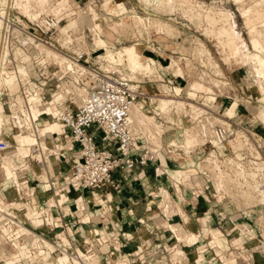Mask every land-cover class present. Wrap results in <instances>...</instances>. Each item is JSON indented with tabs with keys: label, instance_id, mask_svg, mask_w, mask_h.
<instances>
[{
	"label": "built area",
	"instance_id": "obj_1",
	"mask_svg": "<svg viewBox=\"0 0 264 264\" xmlns=\"http://www.w3.org/2000/svg\"><path fill=\"white\" fill-rule=\"evenodd\" d=\"M90 7L96 10L98 15L95 20L99 24L102 20L112 22V19L117 17L108 11L109 7H117L115 0H107V3L104 0H86L84 3L73 1V3L65 4L58 12H41L32 18L20 13L12 5H8L4 14L0 15L4 23L0 66L5 70L13 71L18 68V65H23L26 69V75L18 77L17 90L14 93H11L4 85L0 86V103L4 118L0 128V162L1 153L13 146L15 135L26 132L37 133V124H41V117L55 120L61 127L59 133H50V135L48 132L45 135L37 133L36 141L29 145V153L22 157L16 156L15 159L11 158L14 162L13 175L5 178L4 184L0 186V226L7 228L9 233L12 230L19 231L20 227H24L25 230V232H19V237L15 240L24 247L27 254L18 257L15 263L21 260L30 264L37 263L47 252L52 255L55 252L58 254L68 252L70 256L79 258L80 255L89 258L97 256L92 249L94 239H83V243L88 247L79 252L70 241L64 242L60 236L56 235L55 241H52L54 245L50 248L46 246L50 241L49 238L38 229L44 227L53 231L65 228L66 237L69 238L72 232L64 222L63 208L72 190L86 189L97 192L106 188L117 189L118 184L113 178L116 170L129 172L136 164L144 166L148 161L154 160L157 153L162 150L161 147L150 151L145 146L144 150L137 154L140 145L145 144L146 140L140 132L134 133L128 129V113L132 104L136 102H140L142 108L146 107L148 112H152L151 101H147L149 95L142 87L144 83L171 84L172 81L168 78L164 80L163 77L153 79L143 73H137L136 77H131L119 64H110L107 67L97 64L95 58L99 54H95L94 59L91 55L104 49L95 47L92 37L90 38L93 48L87 49L84 32L86 30L90 32V28L83 27L80 23L82 17L88 15L90 23L93 24ZM69 19L74 21V25L63 30ZM130 32L134 37L129 40L135 39L134 43L142 41L144 49L151 50L155 55L169 53L165 68L172 54L175 56L178 54L177 57L184 60L188 57L191 63L188 64L185 60L184 68L194 70L198 66L207 71V67H210L209 64L204 63L207 53L198 51V47L201 46L195 38L190 39L194 50L187 54L166 47L165 42L171 37L163 41L157 40L156 37L144 39L139 33ZM118 42L116 39L114 44ZM79 45L84 46L85 50L78 49ZM4 47L8 48L7 52H2ZM24 55L26 57L23 58ZM202 69L200 70L203 71ZM206 71H203L205 76H207ZM179 77L184 79L183 75ZM60 89L64 90V96L59 100H53V94ZM79 89L83 92L81 97L78 96ZM17 95L20 96V102L16 100ZM33 96H37L35 101L30 99ZM32 106L38 109L36 116L32 114ZM47 107H50V110L46 111ZM156 116L161 124H165L168 120L160 113ZM239 128L249 133L247 124L233 123V129L229 130L222 119L216 121L212 128L216 142H210L207 153L216 152V155L223 159L224 154L218 151L216 144L228 145L227 138ZM164 133H166L165 130L162 134ZM43 141L46 144L43 145ZM61 141L67 145L65 149L61 145L57 146ZM243 143L248 145V142L243 141ZM74 147H78V154L72 159L68 174L59 183L58 176L55 175L60 167L59 162L61 158H66L67 151H72ZM57 148L60 151L55 153ZM247 149L248 146H242L239 149L241 155L236 158L234 151H231L230 156L234 158V164L231 165L233 168H236V164L242 165L245 169L252 168L256 162L264 165V157L256 158L252 154L243 162L242 153L248 151ZM49 160L52 161L55 170L49 174L48 179L43 180L35 172L38 173L47 168ZM31 161L34 164L33 177L36 184L27 175L32 166ZM197 169L201 175L210 180V177L198 166ZM190 175L192 173H189L188 181ZM181 185L184 186L182 182ZM205 185L204 181H199L190 188L193 189L194 194L204 198ZM42 186H45L49 192L46 199L38 190ZM63 195H65L63 201L59 202L58 196ZM225 196L223 194L219 201ZM14 201H20L23 204L16 206ZM29 214L38 219L37 224L28 216ZM96 241L101 244L106 240L97 239ZM35 242L37 246L34 245ZM213 247L214 244L209 246L213 250V258L218 262L212 261L208 264H226L228 261H225L227 258L225 253L215 251ZM228 247L231 250L240 251L243 243L240 242V245L234 246L231 240ZM204 250L205 248L199 252L202 253ZM202 259L203 257L199 256L196 259L197 264H200Z\"/></svg>",
	"mask_w": 264,
	"mask_h": 264
},
{
	"label": "crops",
	"instance_id": "obj_2",
	"mask_svg": "<svg viewBox=\"0 0 264 264\" xmlns=\"http://www.w3.org/2000/svg\"><path fill=\"white\" fill-rule=\"evenodd\" d=\"M73 1L86 2V0ZM121 1L126 6L125 0ZM110 22L101 21L104 28L111 33V41L115 43L116 39H127L124 32L113 33ZM188 35L186 39L191 37V34ZM179 38L180 36L169 38L166 47L179 51V48L184 47L187 49V54L191 53L194 49L190 41H188L189 45L185 46L186 39L179 41ZM135 44L142 46L141 52L145 57L155 60L157 70L160 69L159 67L162 68L161 75L158 74L159 78L163 77L164 80L168 78L172 81L171 84L157 83L168 85L172 89L174 86L181 85L183 81L187 83V77L183 75L184 79H182L179 75H175L174 69L170 73L171 69L167 70L164 67L169 53H157L155 55L151 50L144 49L142 41H137ZM249 45L248 49L252 48L250 41ZM78 49L85 50V47L79 45ZM218 49L220 53L223 51ZM192 61L194 62V60ZM209 65L206 77L219 78L220 83L214 87L215 90H219L221 86L226 91L225 94L214 92L216 94L215 100L209 106V111L222 119L229 130L233 129V123L247 124L249 133L245 129L241 130L249 135L251 143L248 146V151L243 153L249 157L252 149L255 148L257 155L253 154L254 157H264V111H261V108H264L263 86H261L263 84H260L248 65H239L236 67L237 69H230L232 65H225L226 69H230L226 71L227 75L217 70V63H209ZM148 88L150 85H147V89H143L150 96L151 94L147 91ZM234 98L238 101L235 114L227 117L223 115L224 109L232 104ZM154 113L156 118V114L159 112ZM169 123L173 124L168 125ZM163 127L166 131L162 134L163 138L168 136V140L183 138L189 129L176 125L170 119L163 124ZM210 142L209 139L205 142L190 143L185 149L187 155L184 158L185 161H178L172 154H169V152H176L175 145L167 147L168 145L164 146L165 142H163L162 150L157 153L154 160L148 161L146 165L136 164L129 172L116 170L113 173V178L118 184L117 189L106 188L97 192L86 189L72 190L68 194L67 202L70 212L63 218L72 232V235L69 236L70 242L79 252H82L88 247L87 244L83 243V239H90L88 234L92 232V237L95 236L92 238L94 239L92 249L97 255L98 263L101 264H110V261L114 259L126 260L129 264H197L196 259L199 256L203 257L202 261L199 262L200 264H208L212 261L218 262L213 258V250L209 248L213 244L214 250L225 253L227 257L225 261L229 260L231 251L234 250L228 247V243L237 237L235 234L236 227L245 224L255 233L256 239L254 237L250 242L241 239L243 248L240 251L250 250L255 243L262 244L264 247V235L258 220V217L264 214V204L239 208L228 195L223 193V190L216 189L211 180L199 173L196 162L207 154L210 149ZM145 146L146 143L141 144L137 154L144 150ZM220 149L227 151L226 145ZM8 150L5 152V159L9 158ZM167 168L172 172H168ZM179 169L185 170L188 174L192 173L184 186L174 176L175 171ZM58 179L60 182L63 181L62 176ZM199 181H204L206 184L204 198L194 194L193 189L190 188ZM176 185H178V190ZM164 189H167L168 195H165ZM38 190L45 199L49 196L45 186ZM80 193L83 196L87 195L85 199ZM223 194L226 196L219 201ZM95 195L97 201L93 199ZM91 199L93 201H90ZM79 200L83 204H79ZM76 203L79 206L85 204V207L79 209ZM85 215L87 219L83 221L82 218ZM38 231L48 237L50 242L55 241L54 236L56 235H67L65 228L50 231L41 227ZM93 231L96 233L93 234ZM190 234L195 236L194 240L187 239L190 238ZM97 239L106 241L98 244ZM203 248L205 250L200 253L199 251ZM176 250L181 252L180 255L179 253L173 254ZM47 255L52 254L47 252ZM249 259V264H264V251H254ZM239 261L245 262L247 259H243L241 256Z\"/></svg>",
	"mask_w": 264,
	"mask_h": 264
},
{
	"label": "bare ground",
	"instance_id": "obj_3",
	"mask_svg": "<svg viewBox=\"0 0 264 264\" xmlns=\"http://www.w3.org/2000/svg\"><path fill=\"white\" fill-rule=\"evenodd\" d=\"M21 1L22 0H0V4L2 5L0 7V15L4 14L6 7L8 5H12L17 10L21 8L22 14L28 16L29 18L35 17L37 15V13L48 12V10H49L48 8H45L44 6H40V9H37V10L35 9V11H31V9H29L30 5L28 7L26 6V2H28L30 0H28V1L25 0L26 1L25 3L22 1L23 4ZM39 1L46 2L47 0H39ZM151 1L155 3L157 0H151ZM238 1H240V0H235V2H238ZM32 2H33V0H32ZM104 2L107 3V0H104ZM181 3L183 5L186 4L190 11L194 12L193 9H195L194 13L197 16H201V19H200L201 22L200 23L203 26L202 30L207 37H209L211 40H214V45L217 48H220V49L223 48L222 50H224V52L231 54L232 56H236L237 54H239L242 62H244L245 65L248 64L249 62H252L254 64V68H255L256 73L260 74V72H263V74H262L263 76L261 78H264V43L262 42V40L264 38L262 39V37H261L262 33L260 31H256L257 24L261 22L260 25L262 26V31H263V35H264V0H258L256 3L254 2L256 5L255 8H254L255 5L254 6L252 5L253 8L249 5L248 7H244V8L242 7L240 10V13L243 16L245 25L247 27L248 36L250 38V44L252 46L251 49L253 50V52H252V50L247 51V54L246 53L240 54L238 51L239 47H240V43L243 42V38H242L241 32L237 30L236 20L234 19V16L232 15V13L230 11H228L227 9H224L223 7H220V6L216 7V5L215 6L213 4L209 5V4H206L204 2L193 3L190 0H181ZM60 5L58 7H60ZM89 9H90V11H95V12H91L93 20H94L92 27L90 28V30L92 32H94L93 33V38H94L93 43L95 44V46H98V47H101L104 49L103 54L100 53L97 56V58H99L100 59L99 61L101 62L100 66L101 67H107L110 64H119L122 67L129 69L128 73L131 77H136L137 73H143V74H151L152 73L153 74V72L156 70L155 60L153 58H147L143 55V53L141 52L142 46L135 44L134 42H131L129 44H125V45H122L121 47L117 48L114 46L113 42L110 41L108 43L107 40L104 39L100 35L101 26L95 20L97 15H98L96 10L93 9L92 7H90ZM54 11H56V10H54ZM108 11L110 13H112L113 15H116L117 17L120 16L119 17L120 21L126 15L130 16L131 20L133 22H135L134 27L136 28V32L139 34L141 33V30L137 29L138 24H142L141 29H142V27L146 28V27L150 26V24L148 23V20H147L148 17L140 16V14H138L135 10H133L131 8L128 9L121 1H117V7H115V8L109 7ZM190 11H187V13L184 15L188 16L190 19H193L194 17L192 18ZM57 12H58V10H57ZM257 18L261 19L260 22L256 20ZM256 22H258V23H256ZM72 25H74V21L72 19H70V20H68L67 25L63 27V30L69 26H72ZM157 25H159V24H157ZM161 26L162 25H160V27ZM160 27L159 26L157 27L158 30H163ZM3 28H4V23L0 17V47L2 46L1 42H2V30H3ZM162 28H164V27L162 26ZM198 42L201 46V47H198V51L200 53H203V52L207 53V57H206V60L204 63L205 64L211 63V61H212L211 57L212 56H211L209 50H207L205 48V46L203 45V43L201 41L198 40ZM7 51H8L7 47H4L2 49V52H7ZM180 51L182 52V50H180ZM24 57H26V56L24 55L23 58ZM144 57H145V59H144ZM229 58H230V56L224 57L225 60H228ZM185 59L188 60L189 64L191 63V61H189L188 57H186ZM170 61H171L170 64H168V66L166 68H170L171 70L174 69V71H175V69L178 70L179 66H178L177 60L171 58ZM59 62L61 63V61H59ZM8 72H9V70H5L3 67L0 66V86L4 85L5 87L9 88L11 93H14L17 90L18 77L19 76L24 77L26 75V69L24 68L23 65H18V68L16 70L11 71L9 75H8ZM198 77L201 79L207 78L205 76V72H203V71L198 74ZM213 81L212 82L214 83L215 86L219 85L218 81H216L214 79H213ZM157 85L160 86V85H164V84L157 83ZM182 89H185L186 98L178 96V95H180V92ZM160 91L162 92V94L150 95L149 99L157 101V106L160 109L159 113L161 115H163L164 117H166V115H168L174 108L180 109L185 103H187L189 106H191L192 109L194 110L195 114L198 115L202 110L198 111L197 109H204V107H201V106L199 107V106L194 104L195 102L193 103L190 100L194 99V97L197 95L196 92L203 91L204 93H211L212 87L206 85L205 83H203L200 80H194L193 79V80H187V83L183 87L174 86L173 91H174L175 95H170L169 88H167L166 86L165 87L163 86L162 88L160 87ZM63 93H64L63 89L55 91V93L53 94V100H59L60 98H62L64 96ZM262 93L264 95V86L262 87ZM82 94H83L82 90L79 89L78 90V96L81 97ZM36 97L37 96H33L30 99L31 100L34 99V101H35L37 99ZM262 98L264 100V96ZM16 100L19 102L21 101L19 95L16 96ZM213 100H215V97H213L212 95L205 96V101L211 102ZM237 105H238L237 102L233 101L230 106H228L224 109L223 115H226L227 117L234 115L236 108H237ZM48 110H50V107H47L46 111H48ZM37 113H38V109H36L35 106H32L33 116H36ZM42 119H47V118L41 117L40 121ZM199 120L200 121L198 123V128H197L198 133L200 135L199 138H204V137L206 138L207 128L205 127L204 121H202L201 119H199ZM3 122H4V118H3V112H2V105L0 103V128L3 124ZM160 126H161V122L158 119H155L154 116L147 114L145 112V110H143L142 104L140 102H136V103L132 104V106L129 109V113H128V129L134 133L140 132L143 135V137L145 135L146 140L148 141V144H147L148 148H150V149L155 148V142L156 143L158 142V145L160 143L159 146H161L162 138H161V142H159L160 138L158 136L161 137L160 133L161 134L163 133L164 128H161ZM241 129L242 128H239L238 130H236L234 132V134L232 136L233 137L232 140L229 139L230 136L227 138V139H229V142L234 141L232 145H235L237 143L236 141H239V142L245 141L246 142V141L250 140L249 135L245 131L242 132ZM60 131H61V127H60L59 123L55 120H49L48 123L45 124V127H42L40 130H39V126L37 128L38 135H45L46 132H48V135H50V133H59ZM194 132L196 134H194ZM37 133L35 132L34 134H31L29 132H26V133H21V134L15 135V139L17 142L16 147L18 146V143H19L20 144L19 148H23L21 146H23L25 144V142L32 141L34 139L32 142H29L28 144L25 145L24 148L26 149V151L24 153H17L16 154L17 157H22V156H25L27 153H29V149H30L29 145L31 143H33L34 141H36ZM156 135L159 138V140H157V141H155L157 139ZM197 135H198L197 130H192L190 132V134L187 135L189 137L185 138V142L183 144L188 145L189 143H191L193 141L194 138H197ZM211 138L213 139V141H212L213 143L216 142L213 131H212V137ZM42 144L44 145V144H46V142L43 141ZM168 144H170V145L175 144L176 145L177 143H176V140H172V139L170 140L169 139ZM60 145L63 147V149H65V146H67L65 144V142L63 143L62 141L57 146L60 147ZM147 145H146V147H147ZM216 145L218 147L221 144L217 143ZM11 147L12 146H10L7 149H10ZM157 148H159V147H157ZM52 149L53 148H51V151H53ZM154 150H157V149L155 148ZM154 150H152V151H154ZM57 151H60L59 148H57L55 150V153ZM5 152H6V150L1 153L2 160L0 162V186L4 184L5 178H10L11 175H13L12 169L14 168V162L11 160V158L5 159V157H4ZM196 164L202 171H204L210 177V180L216 189H218V190L222 189L223 193H225L226 195L229 194L228 196H230V198L238 201L236 203L244 202L246 204H249L251 202V200H250L251 193L250 192L252 191V190L250 191V188L249 189L246 188V187L250 186L249 181L258 182L259 179H261V180L264 179V165L263 164H258L256 162V165H252V168H254V170L252 168L245 169L242 165H238V164H236V168H233L231 165L234 164V158L225 157L223 159H220L216 155V152L214 153V152L210 151L209 155H207L204 159L196 162ZM54 170L55 169L52 166V161L49 160L47 168L45 167V169L41 170L38 173L35 172V174H38V176L41 179L45 180L46 178L48 179L49 174H52L54 172ZM260 171H262V172H260ZM188 175H189L188 172H186L185 170H181L180 174H176L174 176L177 177L184 185H186V182L188 180ZM5 185H6V183H5ZM226 188H228V192L225 190ZM176 189L177 190L179 189L178 185H176ZM255 189H257V188H255ZM257 190H258V194H259V191L261 192V197L264 200V184L261 185ZM8 191L12 192L10 190H8ZM164 193H165V195H168V191L165 189H164ZM64 196L65 195L58 196V201L62 202L64 199ZM244 198L247 199L248 203L246 200H244ZM93 199L97 201V196L95 195V197ZM93 199H91L90 201H93ZM253 199H255V198H253ZM256 199H257V197H256ZM257 200L259 201L260 199H257ZM50 201H52V200H50ZM81 203H82V201L79 200V204H81ZM252 203H253V201H252ZM14 204L16 206H22L23 203H21L20 201H14ZM77 206L79 207V209H81L82 207H85V204L82 206L81 205L79 206L77 204ZM239 206H241V205H239ZM243 207H241V208H243ZM63 209H64L63 211H64L65 215L69 214L70 211H69V206L67 203L64 205ZM28 216H30L32 218V220L35 224L38 223V219L34 215L29 214ZM86 219H87V216H85L84 219L82 218L83 221H86ZM262 220L263 221H261L259 224H260L261 229H262L261 230L262 234L264 235V218H262ZM175 228H176V230H178L177 227H175ZM180 229H182V228H180ZM95 230H97V229H95ZM6 231H8V229L5 227H2V232L0 233V244L4 242V233ZM22 231L25 232L24 227H20V230L18 231V233L22 232ZM180 232H179V234H180ZM95 233H96V231H93V234H95ZM91 234H92V232H89V236L92 237ZM183 235H185V234H183ZM189 236H190V238H187L185 236L184 237L187 239H190V240L195 239V236L193 234H190ZM236 236H238L239 238L234 237L232 239V245H234V246L240 245L241 239L250 242L255 237V235L251 232V229L248 226H246L245 224H240L239 226L236 227ZM60 237L64 242L70 241V239L68 237H66V235H64V234H60ZM91 237H90V239H91ZM255 239H256V237H255ZM13 244L16 248V252L15 253L9 252L8 255L10 256V258L8 260L5 259V260H7L6 262H8L9 264L14 263V261H18V257H22V256H25L27 254L24 247H22L17 240H13ZM47 244L50 248H52L54 245L50 241H48ZM34 245L37 246V243L35 242ZM254 245L256 247H254L253 249L251 248V249L256 250V251L259 248L261 249L263 247L262 244H256L255 243ZM0 250L2 252V247ZM178 250H176L173 254L176 253V255H177L179 253V255H180L181 252H179ZM250 250L245 251V252L246 253L250 252ZM234 253H236V255L239 256L237 254V252L231 251V254H230L231 257L229 258V260L227 262L228 264H239L237 261L238 257L234 256ZM238 253H240V252H238ZM242 253L244 254V252H242ZM243 254H242V257H244ZM246 255H248V254H246ZM80 256H81L80 258L75 257V256H70L68 252H63L62 254L49 255V256L47 254L46 255L43 254L41 256V259H40V264H53V262L55 263L56 261L58 262V264H67V263L93 264L92 262H95L94 260H96V257H97L96 256L94 259V256L92 258H89L85 255L84 256L80 255ZM250 256L251 255H249V257L246 258L247 261H250V259H249ZM47 259H48V261H47ZM113 263L114 264H129V263L124 262L122 260H117L116 262L114 261ZM244 264H245V262H244ZM246 264H248V263H246Z\"/></svg>",
	"mask_w": 264,
	"mask_h": 264
},
{
	"label": "rangeland",
	"instance_id": "obj_4",
	"mask_svg": "<svg viewBox=\"0 0 264 264\" xmlns=\"http://www.w3.org/2000/svg\"><path fill=\"white\" fill-rule=\"evenodd\" d=\"M22 1L24 3L26 2L25 0H22ZM115 1L117 2V1H121V0H115ZM190 1H192L193 3H195V2L196 3L204 2V3L209 4V5L213 4L214 6L216 5V7L220 6V7H223L224 9H227L228 11H230L232 13V15L234 16V19L236 20L237 30L241 32V35H242V38H243V42L240 43V47H239V50H238L239 53L240 54H245V53L247 54V51H251L252 50L251 47H250V49H248L249 48L248 46H250L249 45L250 38L248 36L247 27L245 25L244 18H243V16L240 13V10H241L242 7L243 8L244 7H248L249 5L253 8V6L255 5V3L258 0H240L238 2H235V0H190ZM23 2H22V4H23ZM125 2H126V7L128 9L131 8V9L135 10L138 14H140V16L148 17L147 20H148V23L150 24V26L148 25L149 27H146V28L142 27V29H143L142 30L141 29L142 24H138V28H137L138 30H141L140 36H143L144 39H148L150 37H156L157 40H162L163 41L165 39H168V37L176 38V37L180 36V38L178 40L182 41V40L186 39L188 34H191V37L186 39L187 42L184 45L188 46L189 45L188 41H190L191 38L198 39L199 41L204 43V45L210 51V54L212 56L211 57V60H212L211 63H213V64L217 63L218 64V69L217 70L219 72L222 71L223 74L227 75L226 71L229 68L226 69L225 65L226 66H231L232 65V68H230V69H235L237 66L244 64V62H242L239 54H237L236 56H232L231 54H228V53L224 52V50L221 53L219 52V49L214 45V40H211L209 37H207L204 34L203 30H202L203 26L200 23L201 22V20H200L201 16H197L194 13L195 9H193L194 12L190 11L186 4L183 5L181 3V0H157L155 3L152 2L151 0H125ZM69 3H73V0H67V1L66 0H64V1L63 0H61V1L60 0H47L46 2H44V1L42 2V1H39V0L38 1L37 0H33V2H32V0H30V1L26 2V6L28 7L30 5L29 9H31V11H35V9L36 10L40 9V6H44L45 8H48L50 10V11L48 10V12H46V13H55V12H57V10L61 9L63 5L69 4ZM59 5H60V7H58ZM255 7H256V5L254 6V8ZM54 10H56V11H54ZM18 11L19 12L21 11L20 13H22L21 8L18 9ZM187 11L191 12L192 18L194 17L193 19H190L188 16L184 15V14L187 13ZM91 12H95V11H91ZM119 17H116V18L112 19V22H110L111 23L110 27L112 28L111 30L113 31V33L114 32H116V33H123L124 32L126 34V38L127 39H119L118 40L119 42L116 45L113 43L114 46L117 47V48L121 47L122 45L134 42L135 39H134V41L133 40H129V38H133L134 37V36H131L132 33L130 31H132L133 33L136 32V28L134 27L135 22H133L131 20L130 16L126 15L124 18H122L121 21L119 20ZM256 20L260 22L261 19L257 18ZM80 23H81V25H85L83 27H86V26H88L89 28L92 27V23H90L88 15L83 16L82 20L80 21ZM256 23H258V22H256ZM260 23L257 24L256 31H260L262 33L261 37L263 39L264 35H263V31H262V26L260 25ZM157 24H159V25H157ZM160 25H162L164 28H162V26L160 27ZM100 26H101L100 35L104 39H106L107 42L109 43L112 40L111 33L109 32V30L107 31L104 28V26L101 23V21H100ZM158 26L161 29H163V30H158V28H157ZM93 33L94 32H92L91 30H90V32H88L87 30L84 32V35H85L84 36L85 37L84 41H85V44H86V46L88 48H93V45H91V38H90V37H92V39L94 40ZM147 35H150V36L147 37ZM188 37H189V35H188ZM263 40H262V42L264 43ZM167 42L168 41H166L165 43L167 44ZM95 47H98V46H95ZM177 47H178V45H177ZM179 49L182 50V52H186V50H187L184 47H181ZM103 52L104 51L99 50L96 53H92V55H91L92 59H94L95 54H100V53L103 54ZM252 52H253V50H252ZM162 54H164V53H162ZM170 56H171V58L177 60V63H178V66H179V69L178 70L175 69V71H174L175 75H178V74L179 75H184V77H187L186 78L187 80H193V79L194 80H200L203 83H205L206 85L212 87V92L211 93H204L203 91L196 92L197 95L194 97V99H192V100L189 99L193 103L195 102L194 103L195 105H197L199 107L200 106L204 107V109H197L198 111L202 110L198 115L195 114V112H194V110L192 109L191 106H189L187 103H185L180 109L179 108L178 109L174 108L168 115H166V118L170 119V121H173L176 125H181V126H183V128L184 127L185 128H189L186 133L184 132L185 133V135H184L185 138L189 137L187 135H189L192 130H197V134H198L197 138H194L195 140L193 139L192 142H196V143L197 142H205V141H208L209 139L211 141H213V139L211 138L212 137V127H213V124L216 121H218L220 118L218 116H216V114H214L211 111H209V109H210L209 106L211 105L212 101L211 102L205 101V96L212 95L213 97H215L216 94L214 92H218V94H225L226 91L221 86L219 87V91L215 90V88H214L215 85L213 83L214 82L213 81L214 78L207 77L206 78L207 80L199 78L198 74L200 72H202L200 70L202 68H200L198 66H196V68L194 70L193 69L184 68L183 64H184L185 60L189 64L187 59H185V60L184 59H179V57H177L178 54H176V56H175V54H172ZM223 56L224 57L225 56H228V57L230 56V58L228 60H225ZM144 59H145V57H144ZM99 60H100L99 58H95V61H97V64L101 65V62ZM170 62H169V64H170ZM157 63L158 62L156 61V64ZM246 65H248L250 67L251 71L254 72V74H255L257 80L260 82V84L261 83L263 84L261 86H264V78H261L263 76L262 75L263 72H260V74H257L256 71H255V68H254V64L252 62H249ZM123 68L129 72L128 68H125V67H123ZM159 68H158L159 70H157V67H156V70L153 72V74L151 73V74H146V75H149V77H151L153 79L159 78L158 74L161 75L160 72H162V68L161 67H159ZM167 69H169V68H167ZM202 70L206 71L204 69H202ZM11 71L12 70H9L8 75L10 74ZM171 72H172V70H170V73ZM218 79L219 78H215L214 80H216V81H218L220 83V81H219L220 79L219 80ZM185 84L186 83H184V81H183V83L181 85H179V86L183 87ZM147 85L148 86L150 85V88H148L147 91H148L149 94L151 93V95L162 94V92L160 91V87L162 88L163 86L164 87L166 86L167 88H169L170 95H174V91H173L172 87H169L168 85L164 84V85L158 86L157 82H151V83L148 82V83H144L142 85V87L144 89L145 88L147 89ZM178 96L186 98L185 89H182L181 92H180V95H178ZM150 100L151 99H149L147 101H150ZM233 101H236L238 103L236 98H234ZM150 105H151V108L154 110V112H160V109L157 107L156 100H151V104ZM146 109H147L146 107L143 108V110H145V112L147 114L155 116L154 112H148ZM261 111H264V108H261ZM155 119H157V118H155ZM199 119L204 121L205 127L207 128V130H206L207 131L206 138L205 137L204 138H199L200 135H199L198 129H197L198 128V123L200 121ZM48 121H49V119H42L40 121L41 124L40 123L37 124L39 126V130L42 127H45V124H47ZM171 124H173V123H169L168 125H171ZM160 127L164 128L163 124H161ZM242 132H244V131L242 130ZM194 134H196V133L194 132ZM160 135H161V137L158 136L160 138V140H159V138L156 135L157 139L155 141L159 140V142H161V138H162L161 146H159L160 143L158 145V142L157 143L155 142V148L158 149L157 147H159V148L163 147V142H165L164 146H166V144H167L168 145L167 147H170L169 146L170 144H168V141H169L168 140V136H165L163 138V135L161 133H160ZM232 136L229 137L230 140L233 139ZM144 137H145V135H144ZM184 137L176 139L177 140V142H176L177 144L176 145L173 144V145H175V147L177 149L176 152H174V153H170L169 152V154H172V156L175 157L176 159H178V161H185L184 158L187 157V155L185 154V149L188 148L190 143L188 145H184L183 144L185 142ZM229 139H228V145H226V148H227L228 152L227 151H222L220 149V148H222L223 145H220L219 148H218V151L220 153L224 154V158L225 157L233 158V157L230 156L232 150L234 151V153L236 155V156H234L235 158L240 156L241 153L239 152V149L242 148V146L243 147L249 146L250 143H251V141L249 140V141H246V142H248L247 143L248 145H244L243 141H241V142L236 141L237 143L235 145H232L234 141L229 142ZM145 140H146V137H145ZM32 141L25 142V144L23 146H21L23 148H19L20 144L18 143V146L16 147V143L17 142H16V139H15V142L12 143L13 146L8 150L9 151V153H8L9 158L15 159L17 153H24L26 151V149L24 148L25 145L28 144L29 142H32ZM147 144H148V141L146 140V145ZM229 145H230L231 148L229 147ZM147 148H148V145H147ZM148 149L150 151L154 150V149H150V148H148ZM78 151H79L78 147H74L72 151H67V153H66L67 157L66 158H61V160L59 162L60 167L56 171L55 175H57L58 177H60V176L65 177L68 174V172H69V170L71 168V165H72V160L71 159L75 158L77 156ZM243 152H246V151H243ZM252 152H251L252 155L253 154L257 155V152H256L255 148L252 149ZM11 154H13V156H11ZM207 155H209V153L204 155L203 159ZM246 159H247L246 155L244 153H242V161L245 162ZM30 165H32V166H31V169H29V171L27 172V175H28L29 179L33 183H36L35 178L33 177L34 164H33L32 161L30 162ZM252 169L254 170V168H252ZM168 172H172V171L170 169H168ZM180 173H181L180 169L175 171V174H180ZM59 183H61V182H59ZM249 183H250V186L248 185L249 187H246L248 189L250 188V191L252 190L250 192L251 193V195H250L251 202L249 204H246L244 202L236 203L238 201H236V200L231 198L234 201V203L236 204V206L239 207V208H241L243 206L244 207H251V206H258V205L264 204V200L261 197V192L259 191V194H258V190H257L261 185L264 184V179H262V180L259 179L258 182L249 181ZM255 188H257V189H255ZM165 190H167V189H165ZM225 190L228 192V188H226ZM88 195H90V194H88ZM86 196L87 195L83 196V198L85 199ZM256 197H257V199H260V200L258 201L256 199ZM253 198H255V199H253ZM244 200L247 201V199H245V198H244ZM252 201H253V203H252ZM247 203H248V201H247ZM239 205H241V206H239ZM84 217H83V219H84ZM262 218H264V214H261L258 217L259 223L261 221H263ZM1 232H2V227L0 226V233ZM251 232L255 235V233L252 230H251ZM7 237H8V240H7ZM17 237H19V233H18L17 230L16 231L12 230L10 233H9V231H6L4 233V242L0 244V249L2 247V252L0 250V264H9L8 262H6L10 258V256L8 254H9V252H12V253L16 252V248H15V246L13 244V240L17 239ZM93 237H95V236H93ZM93 237H91V239ZM88 240H89V238H88ZM254 247H256V246L255 245L252 246V249ZM252 249L250 250V252H247V253L244 252V254L241 251H239L240 253H238V251H234V252H237V254L240 257L243 254L244 255L243 258L246 259L247 257H249V255L252 256L253 252L256 251V250H252ZM260 250L264 251V247H262L261 249L259 248L257 251H260ZM247 251H249V249ZM245 253L248 254V255H246ZM53 254L56 255L58 253L55 252ZM234 256H237L236 253H234ZM95 257L96 256H94V259H95ZM240 257L237 258L238 263L239 264H244V262H240V261H242V259H240V261H239ZM5 259H7V260H5ZM48 259H47V261H48ZM117 260H122V259L111 260L110 264H114L113 262L114 261L116 262ZM94 261L95 262H92L93 264H98V258L97 257H96V260H94ZM122 261L128 262L126 260H122ZM246 263L249 264L250 261H247V262L245 261V264ZM11 264H30V263H25L24 260H21L19 263H15L14 262V263H11ZM32 264H40V261H38L37 263H32ZM53 264H58V262L57 261L55 263L53 262ZM104 264H107V263H104Z\"/></svg>",
	"mask_w": 264,
	"mask_h": 264
}]
</instances>
